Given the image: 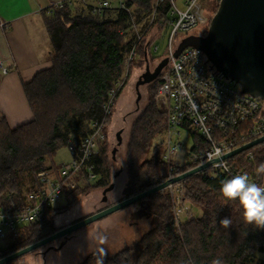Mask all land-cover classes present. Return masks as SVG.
Wrapping results in <instances>:
<instances>
[{
    "label": "trees",
    "instance_id": "1",
    "mask_svg": "<svg viewBox=\"0 0 264 264\" xmlns=\"http://www.w3.org/2000/svg\"><path fill=\"white\" fill-rule=\"evenodd\" d=\"M100 1L103 0H91L86 5L75 0L61 9H49L45 24L52 43L51 67L23 85L33 119L15 128L10 127L6 118L0 119V204L5 207L27 204V194L38 188L43 174L52 171L57 175V167L48 160L60 149L88 136L97 121H104L106 135L92 158L98 180L90 183L84 171L63 179L67 207L90 190L111 184V164L105 144L115 101L125 86L120 88L119 83L127 78L123 76L125 59L134 49L136 55L127 67L128 74L142 52L145 59L153 56L152 48L145 46L144 35L141 39L138 34L128 38L133 10L139 16L155 11L156 21L167 27L172 3L164 0L155 6V0H124L125 8L106 9L102 15H95L92 6ZM75 2L79 6L76 10L72 9ZM159 79L160 76L154 82V93ZM116 89L114 104L106 114L110 93ZM154 93L131 129L126 152L125 198L156 186L169 174V165L163 160L165 147L154 145V139L167 128V115L154 102ZM200 140L193 135V142L198 144ZM229 161L248 174L257 173L258 166L264 163V143ZM185 167H179V171ZM258 176L264 179V174ZM224 179L223 175L210 178L197 173L185 180L184 203L191 201L201 214L188 218L179 228L174 222L168 191H159L137 202V216L149 219L151 228L114 254L106 253L105 264H189V261L212 264L217 258L223 264H253L256 251L264 249V229L245 225L238 204L223 201L219 189ZM71 181L76 183L73 188H69ZM60 209L43 207L36 222L9 234L0 246V258L54 233L52 215ZM225 217L233 220L228 229L219 224ZM98 253L99 250L90 253L80 264H95Z\"/></svg>",
    "mask_w": 264,
    "mask_h": 264
},
{
    "label": "built area",
    "instance_id": "2",
    "mask_svg": "<svg viewBox=\"0 0 264 264\" xmlns=\"http://www.w3.org/2000/svg\"><path fill=\"white\" fill-rule=\"evenodd\" d=\"M73 1L75 0H63L52 7L61 9ZM79 1L86 5L91 2ZM115 1L116 7H113L112 0L98 2L92 6L93 14L102 15L106 9L125 8L124 0ZM162 1L164 0H155V6ZM171 3V29L166 56L169 63L160 75L154 101L167 115L163 160L169 165V174L162 182L179 176V167L182 166H187L188 171L209 164L199 173L210 178L223 175L228 179L236 174L247 173L232 165L229 161L232 157L224 156L264 136V101L243 94L238 84L216 72L204 52L194 46L186 47L178 57H174L182 39L206 24L207 19L201 0H186L183 7L176 0H171ZM181 35L184 37L179 39ZM141 37L138 34V39ZM157 50L158 47L153 48V52ZM135 55L132 49L125 59V66L128 67ZM9 71L10 68L0 59V75ZM116 92L117 89L110 93L106 114H109ZM103 127L104 121L94 122L88 136L69 145L70 160L57 166V175L51 171L40 177L38 188L27 194V204L18 208L0 204V240L16 233L23 226L36 222L43 207H56L62 200L63 179L82 171L89 181L98 178L92 158L106 139ZM193 135L199 136L201 143L193 142ZM187 138L191 139L189 147L186 145ZM195 145L198 146L193 151ZM179 151L186 159L184 163L176 161ZM249 176L258 184H264V179L257 173ZM164 190L171 196L174 222L179 228L182 219L186 217L183 180L169 184Z\"/></svg>",
    "mask_w": 264,
    "mask_h": 264
},
{
    "label": "rangeland",
    "instance_id": "3",
    "mask_svg": "<svg viewBox=\"0 0 264 264\" xmlns=\"http://www.w3.org/2000/svg\"><path fill=\"white\" fill-rule=\"evenodd\" d=\"M185 1L176 0V3L180 7H183ZM219 2L220 0H201V4L204 7V15L207 19L206 24L201 25L194 32L192 31L191 34H203L208 29L212 16H214L218 9ZM112 3L113 7H116L117 2L112 0ZM133 12L134 18L132 20V27L128 30V38L133 34L144 35L145 46L148 45L150 49L152 48V51L153 48L158 47V50L153 52L154 58L148 55L147 59H145L142 52L128 74L127 66H125L123 76L124 78L127 77V80L125 79L124 82L121 81L119 83V85L122 83L125 86H123L121 94L115 101V108L107 128V144H105L107 145L109 162L111 164L110 185H113V187L111 189L107 187L92 189L88 193L79 196L69 207H67L68 200L63 195L62 200L56 206L61 209L52 215L53 232L61 228L63 229V227L125 198L124 190L128 181L126 152L131 129L148 105L150 95L154 93V82L149 85H140L139 79L147 67H150L153 71L162 59H166L171 29L170 26L164 27V25L156 21L157 14L155 11L147 16L136 15L135 10ZM183 37L181 35L179 39ZM155 94L156 91L154 93V100ZM119 139H121V142ZM164 141L165 132L154 139V145L162 144L164 146ZM186 145L188 147L191 146L190 138H187ZM70 158L68 148L64 147L48 162L61 164L69 161ZM176 161L180 163L186 161L181 151L177 153ZM186 168H182L180 173L187 172ZM97 180L98 178L90 180V183H94ZM185 180L183 179V183H185ZM77 183L83 185L82 181ZM75 184L74 181H71L69 188L75 187ZM184 207L186 217L182 219L183 222L192 216H199L201 214V210L191 201H187ZM138 210V206L133 204L70 234L66 242H64L65 244L59 250L55 249L62 244L64 239L53 241L6 264H80L87 255L100 248H103L109 255L114 254L116 251L132 243V241H136L151 228L152 223L149 219L137 216ZM101 236L105 238L103 244L99 243ZM4 242H6L5 239L3 242L0 240V246ZM44 253L47 256L42 258ZM261 262H264V249L261 252L256 251L253 259V264H261Z\"/></svg>",
    "mask_w": 264,
    "mask_h": 264
},
{
    "label": "water",
    "instance_id": "4",
    "mask_svg": "<svg viewBox=\"0 0 264 264\" xmlns=\"http://www.w3.org/2000/svg\"><path fill=\"white\" fill-rule=\"evenodd\" d=\"M206 31L205 35L192 33L182 40L174 57H178L186 47L194 46L204 52L216 72L238 84L243 94L264 101V0H220L218 9L212 16ZM168 63V57L162 59L155 73L141 75L139 84L156 80ZM119 141L121 142V139ZM262 143H264V136L242 145L224 158L236 156ZM208 165L192 168L173 179L161 182L146 191L123 198L91 213L43 239L0 258V264H6L53 241L64 239L62 244L55 249L59 250L69 235L75 231L136 204L140 200L164 190L171 183L185 180V178L199 173ZM112 187L113 185H110L107 188L111 189Z\"/></svg>",
    "mask_w": 264,
    "mask_h": 264
},
{
    "label": "crops",
    "instance_id": "5",
    "mask_svg": "<svg viewBox=\"0 0 264 264\" xmlns=\"http://www.w3.org/2000/svg\"><path fill=\"white\" fill-rule=\"evenodd\" d=\"M60 1L0 0V59L10 68L0 75V119L6 118L12 128L33 119L23 85L51 67L52 43L45 20L50 7ZM76 7L77 2L72 9Z\"/></svg>",
    "mask_w": 264,
    "mask_h": 264
},
{
    "label": "clouds",
    "instance_id": "6",
    "mask_svg": "<svg viewBox=\"0 0 264 264\" xmlns=\"http://www.w3.org/2000/svg\"><path fill=\"white\" fill-rule=\"evenodd\" d=\"M257 174H264V163L256 169ZM221 198L225 202H236L241 211L243 223L258 229H264V184H258L248 173H241L221 181L219 189ZM222 228L228 229L233 225L232 218L225 217L219 221ZM105 238L100 237L99 243L103 244ZM106 252L99 249L95 264H105ZM189 264H192L189 261ZM212 264H223L219 258L214 259Z\"/></svg>",
    "mask_w": 264,
    "mask_h": 264
},
{
    "label": "flooded vegetation",
    "instance_id": "7",
    "mask_svg": "<svg viewBox=\"0 0 264 264\" xmlns=\"http://www.w3.org/2000/svg\"><path fill=\"white\" fill-rule=\"evenodd\" d=\"M159 64H160V63H159ZM159 64H158L157 66H155V68L153 69V71H152V69H150V67H147L146 71H145L143 74L148 73L149 75H151V74L155 73L156 70H157V68H158V66H159ZM163 70H164V69H163ZM163 70L161 71V73L163 72ZM161 73H160V75H161ZM160 75H159V76H160ZM158 78H159V77H158ZM158 78H157V79H158ZM157 79H156V80H157ZM156 80H154V81H152V82H145V83L142 84V85H149V84L155 82Z\"/></svg>",
    "mask_w": 264,
    "mask_h": 264
}]
</instances>
